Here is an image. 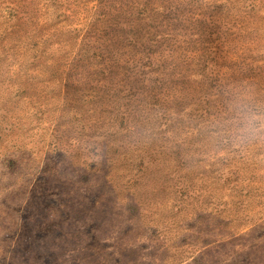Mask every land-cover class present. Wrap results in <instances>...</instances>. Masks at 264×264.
I'll list each match as a JSON object with an SVG mask.
<instances>
[{"label":"rangeland","instance_id":"obj_1","mask_svg":"<svg viewBox=\"0 0 264 264\" xmlns=\"http://www.w3.org/2000/svg\"><path fill=\"white\" fill-rule=\"evenodd\" d=\"M241 112L264 0H0V264H264Z\"/></svg>","mask_w":264,"mask_h":264},{"label":"clouds","instance_id":"obj_2","mask_svg":"<svg viewBox=\"0 0 264 264\" xmlns=\"http://www.w3.org/2000/svg\"><path fill=\"white\" fill-rule=\"evenodd\" d=\"M230 135L236 146L246 144L252 140L264 141V117L249 116L241 112L235 126L230 131Z\"/></svg>","mask_w":264,"mask_h":264},{"label":"trees","instance_id":"obj_3","mask_svg":"<svg viewBox=\"0 0 264 264\" xmlns=\"http://www.w3.org/2000/svg\"><path fill=\"white\" fill-rule=\"evenodd\" d=\"M170 26H171V29L174 30L177 27V24L172 22ZM173 51H175V50H173Z\"/></svg>","mask_w":264,"mask_h":264}]
</instances>
